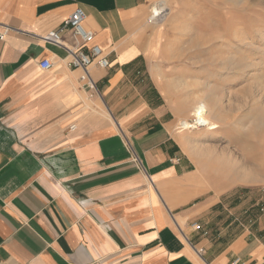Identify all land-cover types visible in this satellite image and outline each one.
I'll list each match as a JSON object with an SVG mask.
<instances>
[{"label":"crops","instance_id":"obj_1","mask_svg":"<svg viewBox=\"0 0 264 264\" xmlns=\"http://www.w3.org/2000/svg\"><path fill=\"white\" fill-rule=\"evenodd\" d=\"M154 1L0 0V264H264L262 203L187 151L192 104L161 82L172 53ZM78 7L94 33L82 49L110 61L90 66L96 92L42 39Z\"/></svg>","mask_w":264,"mask_h":264},{"label":"rangeland","instance_id":"obj_2","mask_svg":"<svg viewBox=\"0 0 264 264\" xmlns=\"http://www.w3.org/2000/svg\"><path fill=\"white\" fill-rule=\"evenodd\" d=\"M166 1L167 14L150 21V9L148 18L172 53L161 82L192 104L191 122L192 106L209 104L220 124L185 129L180 118L190 133L187 151L212 183L235 185L229 193L251 195L263 211L264 0Z\"/></svg>","mask_w":264,"mask_h":264},{"label":"built area","instance_id":"obj_3","mask_svg":"<svg viewBox=\"0 0 264 264\" xmlns=\"http://www.w3.org/2000/svg\"><path fill=\"white\" fill-rule=\"evenodd\" d=\"M165 12L166 10L155 19L159 20L166 14ZM85 18L86 13L84 9L78 7L59 28L50 30L42 36V39L45 42L65 47L68 51L69 64L74 68H80L82 70L80 80L83 86L91 92H96L97 85L90 72V66L96 64L101 68H107L110 65V61L98 44H93L88 52L82 49L83 44L92 43L94 41V33L84 27ZM150 21H152V18H150ZM9 30L10 26L0 23V42L5 40ZM68 30L71 31L74 38V45L72 46L66 44L62 37L63 33ZM40 66L43 69H50L53 66V62L51 59L45 58L41 61ZM202 251V249L199 250V252Z\"/></svg>","mask_w":264,"mask_h":264},{"label":"bare ground","instance_id":"obj_4","mask_svg":"<svg viewBox=\"0 0 264 264\" xmlns=\"http://www.w3.org/2000/svg\"><path fill=\"white\" fill-rule=\"evenodd\" d=\"M166 0L157 1L152 6V20L159 16L168 7ZM167 14V13H166ZM211 106L209 104H195L192 106V115L196 118L195 123L191 122L189 116L184 117L180 121L181 127L187 129L191 127H207L208 130H215L220 127V124L211 119ZM204 168V167H202Z\"/></svg>","mask_w":264,"mask_h":264}]
</instances>
